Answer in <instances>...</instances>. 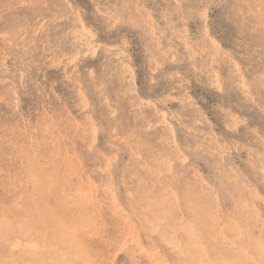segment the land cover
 <instances>
[{"label": "rangeland", "instance_id": "rangeland-1", "mask_svg": "<svg viewBox=\"0 0 264 264\" xmlns=\"http://www.w3.org/2000/svg\"><path fill=\"white\" fill-rule=\"evenodd\" d=\"M0 49L1 247L264 264V0H0Z\"/></svg>", "mask_w": 264, "mask_h": 264}, {"label": "bare ground", "instance_id": "bare-ground-1", "mask_svg": "<svg viewBox=\"0 0 264 264\" xmlns=\"http://www.w3.org/2000/svg\"><path fill=\"white\" fill-rule=\"evenodd\" d=\"M18 1V0H17ZM31 1H33V0H31ZM7 2V1H6ZM16 2V1H15ZM5 3V2H4ZM9 3V2H8ZM28 3V2H27ZM29 3H30V1H29ZM10 4V3H9ZM30 4H33V2L32 3H30ZM39 4V3H38ZM48 4V3H47ZM46 4V5H47ZM22 5V4H21ZM24 5V4H23ZM28 5V4H27ZM34 5V4H33ZM32 5V6H33ZM50 5V4H49ZM4 6V5H3ZM38 6V5H37ZM18 7V6H17ZM25 7H26V5H25ZM39 7V6H38ZM31 8V7H30ZM36 8V7H35ZM41 8V7H40ZM48 8V7H47ZM27 9H29V8H27ZM26 9V10H27ZM13 10V9H12ZM42 10V9H41ZM11 11V10H10ZM38 11H40V10H38ZM8 16V15H7ZM18 17V16H17ZM12 20V19H11ZM10 21V20H9ZM12 31V30H11ZM17 32V31H16ZM17 34V33H16ZM11 37V36H10ZM2 49V48H1ZM0 49V50H1ZM2 82V81H1ZM6 82V81H5ZM7 83V82H6ZM9 84V83H8ZM5 87V86H4ZM1 88V87H0ZM1 94V93H0ZM7 94V93H6ZM3 95V94H2ZM8 95V94H7ZM3 101V100H2ZM1 109V108H0ZM4 109H6V108H4ZM10 110V109H9ZM6 111V110H5ZM4 111V112H5ZM11 111V110H10ZM5 114V113H4ZM9 114V113H8ZM10 114H11V112H10ZM12 114H13V112H12ZM5 116V115H4ZM13 117H17V116H13ZM13 117H12V119H13ZM5 118V117H4ZM10 120V119H9ZM15 120V119H14ZM9 123H10V121H8ZM7 122V123H8ZM11 122H12V120H11ZM19 122V121H18ZM16 123V122H15ZM10 125V124H9ZM14 125V124H13ZM23 125H25V124H23ZM6 126L8 127V125L6 124ZM11 126H12V123H11ZM14 126H16V125H14ZM13 126V127H14ZM18 126V125H17ZM6 127V128H7ZM16 129V128H15ZM7 130H11V129H7ZM7 130H6V133H7ZM23 130V129H22ZM4 131H5V129H4ZM12 131V130H11ZM10 133V132H9ZM9 133L7 134V135H9ZM11 134V133H10ZM22 134V133H21ZM24 136V135H23ZM14 137L12 136V139H13ZM19 138V137H18ZM28 138V137H27ZM11 139V140H12ZM22 140V139H21ZM26 140V139H25ZM31 140V139H30ZM27 143H28V141H27ZM16 144V143H15ZM21 144V143H20ZM17 145V144H16ZM19 145V144H18ZM22 145V144H21ZM28 145V144H27ZM32 146V145H31ZM29 148V147H28ZM38 148V147H37ZM75 149V148H74ZM22 151V150H21ZM37 152V151H36ZM35 152V153H36ZM39 152V151H38ZM26 153V152H25ZM31 153H33V152H31ZM27 154V153H26ZM38 153H36V155H37ZM33 155H35V154H33ZM35 155V156H36ZM39 155V154H38ZM30 156V155H29ZM20 157H21V155H20ZM37 157V156H36ZM25 158H27L26 156H25ZM21 159V158H20ZM22 159H23V157H22ZM37 159V158H36ZM65 159V158H64ZM24 160V159H23ZM22 160V161H23ZM30 160V159H29ZM32 160V159H31ZM34 160H35V158H34ZM27 161V160H26ZM37 161V160H36ZM42 161V160H41ZM32 162H33V160H32ZM35 162V161H34ZM39 162V161H38ZM28 163V162H27ZM30 163H31V161H30ZM29 163V164H30ZM40 163H43L44 164V162H40ZM23 164V163H22ZM26 164V163H25ZM33 164V163H32ZM35 164H36V166L37 165H39V164H37L36 162H35ZM28 165V164H27ZM52 165V164H51ZM24 166H26V165H24ZM30 166V165H29ZM28 166V167H29ZM27 167V168H28ZM42 168L43 167V165H41V166H39L38 168ZM53 167V166H52ZM30 169H32L31 168V166L29 167ZM28 168V169H29ZM36 168V167H35ZM41 168H40V170H41ZM45 168V167H44ZM50 167H48V169H49ZM21 169V168H20ZM43 169V168H42ZM46 170V173H47V168H45ZM53 169V168H52ZM38 170V173H39V169H37ZM44 170V169H43ZM29 171V170H28ZM42 171V170H41ZM41 171H40V173H41ZM45 171H42V173L43 172H45ZM50 171H52L51 169H49V171L48 172H50ZM34 171H32V173H33ZM37 173V174H38ZM39 173V174H40ZM46 173H44V174H46ZM53 173V172H52ZM33 175H36V172H35V174H33ZM48 175H50L49 177L51 178V173H49ZM47 176V175H46ZM45 176V177H46ZM65 176V175H64ZM63 176V177H64ZM40 177H42V176H40ZM48 177V178H49ZM54 177V176H53ZM34 178V177H33ZM37 178V177H36ZM39 178V177H38ZM49 178V179H50ZM64 178H66V176L64 177ZM64 178H62V180L61 181H63L64 180ZM40 179V178H39ZM42 179V178H41ZM55 179V178H54ZM44 180V179H43ZM42 180V182H44V181H46V183L47 182H49V181H47L46 179L43 181ZM19 181H21V180H19ZM18 181V182H19ZM36 181V180H35ZM38 181V180H37ZM52 181V180H51ZM50 181V182H51ZM54 181V180H53ZM29 182H31V181H29ZM64 182H66V181H64ZM20 183V182H19ZM27 183V182H26ZM38 183H39V181H38ZM52 183V182H51ZM54 183H56V182H54ZM63 183V182H62ZM61 183V184H62ZM25 184V183H24ZM35 184H36V182H35ZM43 184V183H42ZM41 183H40V185L43 187V185H42ZM48 184V183H47ZM60 184V185H61ZM19 185H21V184H19ZM28 185V184H27ZM48 185H50V184H48ZM47 185V186H48ZM52 185V184H51ZM64 185H65V183H64ZM63 185V186H64ZM26 186V185H25ZM33 186H34V184H33ZM37 186V185H36ZM39 186V185H38ZM45 186H46V184H45ZM53 186V185H52ZM40 187V186H39ZM42 187H40V188H42ZM36 188V187H35ZM34 188V189H35ZM47 188V187H46ZM53 188V187H52ZM55 188H56V186H55ZM27 189V188H26ZM30 189V188H29ZM37 189H38V187H37ZM45 188H43V190H44ZM49 189V188H48ZM57 190H58V188H56ZM82 189H83V187H82ZM40 190V189H39ZM38 190V191H39ZM43 190H41V192L43 193L44 191ZM47 190V189H46ZM61 190V189H60ZM23 191V190H22ZM29 191V190H28ZM55 191V190H54ZM40 192V191H39ZM46 192V191H45ZM48 192V191H47ZM75 192H77V191H75ZM28 193H30V192H28ZM27 193V194H28ZM37 193V192H36ZM60 193H62V192H60ZM59 193V194H60ZM44 194V193H43ZM52 194V193H51ZM58 194V195H59ZM42 195V194H41ZM49 195V194H48ZM53 195H54V193H53ZM57 195V194H56ZM61 195V194H60ZM78 195V194H77ZM21 196L22 195H20V194H16V195H14V197H13V200H12V206L10 207V209H12V211H14L15 212V214H19L18 216L20 217V218H15V219H13L15 222H17L16 220H19V221H21V222H23L24 221V218L26 217V214L25 213H27L26 211H27V206L25 205V203H24V201L22 200V198H21ZM27 196V195H26ZM28 196H31V195H28ZM46 196V195H45ZM51 196V195H50ZM55 196V195H54ZM62 196V195H61ZM42 197V196H41ZM70 197V196H69ZM76 197V196H75ZM79 197V196H78ZM28 198H30V197H28ZM59 198V197H58ZM63 198V197H62ZM65 198V197H64ZM31 199V198H30ZM53 199H54V197H53ZM30 202V201H29ZM77 202V201H76ZM49 203V202H48ZM55 203V202H54ZM74 203V202H73ZM78 204V203H77ZM76 204V205H77ZM29 205V204H28ZM30 205H31V203H30ZM43 205V204H42ZM73 205V204H72ZM31 206H34V205H31ZM64 206H66V207H70L71 208V204H69V203H66V204H64ZM81 206V205H80ZM83 206V205H82ZM78 207V206H77ZM28 208H29V206H28ZM34 208V207H33ZM48 207H46V209H47ZM55 208V207H54ZM79 208V207H78ZM44 209V208H43ZM83 209V208H82ZM30 210H31V208H30ZM39 210V209H38ZM56 210H57V208H56ZM74 210V209H73ZM84 210V209H83ZM34 211V210H33ZM82 211V210H81ZM80 211V212H81ZM31 212V211H30ZM47 212V211H46ZM55 212V211H54ZM62 212H63V210H62ZM73 212V211H72ZM54 214V213H53ZM60 214H62V213H60ZM75 214V213H74ZM73 214V215H74ZM4 215V214H3ZM14 215V214H13ZM31 215V214H30ZM29 215V216H30ZM51 215V214H50ZM82 215H84V214H82ZM2 216V215H1ZM10 216H12V215H10ZM34 216V215H33ZM60 216V215H59ZM218 216V215H217ZM7 217V216H6ZM30 217H32V216H30ZM30 217H28L29 219H30ZM46 217V216H45ZM63 217H64V215H63ZM84 217V216H83ZM4 218V217H3ZM27 218V217H26ZM60 218H62V217H60ZM84 219V218H83ZM83 219H81V220H83ZM11 219L10 218H5V219H2V221H0V227L2 226V225H9L10 224V221ZM12 220V221H13ZM59 220V219H58ZM87 220V219H86ZM18 221V222H19ZM62 221V220H61ZM28 222H30V221H28ZM59 222V221H58ZM87 222V221H86ZM88 223H89V221H88ZM88 223H87V225H88ZM33 224V223H32ZM31 224V225H32ZM51 224H52V222H51ZM90 224V223H89ZM12 225V224H11ZM19 225V224H18ZM28 225V224H27ZM39 225V224H38ZM14 226V225H13ZM17 226V225H16ZM22 226V225H21ZM33 226V225H32ZM34 226H35V224H34ZM56 226V225H55ZM11 227V226H10ZM15 227V226H14ZM37 227V226H36ZM52 227V226H51ZM63 227H64V229H63V231L61 232V234L59 235V237L56 239V240H58L59 238H62L63 240H64V246L61 248V249H59L58 247H57V245L55 246V242L52 244V242H53V238H51V242L50 243H48V244H46L45 246L42 244V241H40V240H35V238L34 237H32V238H28L27 237V239H25V237H22V239L23 240H21L20 239V237H18V236H15L14 237V239H12L10 242H8L7 244H8V246H5V247H1L0 246V251H2V253L0 254V259H12V261H14L16 264H87L86 263V260H88V258L86 259V258H84V255H85V253H84V255L82 254L83 253V251H82V253H81V248H82V245H81V242H80V239L78 240L77 238H78V234L77 233H79V230H82V224H81V221H80V219L78 218V217H76V215L75 216H71V214H70V216H65L64 218H63ZM90 228V227H89ZM13 229V228H12ZM16 229V228H15ZM40 229V228H39ZM55 229V228H54ZM88 229V228H87ZM17 231H18V228H17ZM16 231V232H17ZM83 231V230H82ZM85 231V230H84ZM28 232H29V230H28ZM45 232V231H44ZM49 232H50V230H49ZM27 233V232H26ZM30 233V232H29ZM0 234H1V229H0ZM53 234V233H52ZM82 234V233H81ZM80 234V235H81ZM58 235V234H57ZM190 235V234H189ZM32 236V235H31ZM35 236H36V234H35ZM77 236V238H75ZM43 237H44V235H43ZM80 237H82V236H80ZM62 241V240H61ZM62 243V242H61ZM62 245V244H61ZM8 251V252H7ZM88 253V252H87ZM8 254V255H7ZM89 254V253H88ZM91 254V253H90ZM86 257H88L87 255H86ZM86 259V260H85ZM133 260V259H132ZM93 262V261H92ZM90 263V262H89ZM94 263V262H93ZM93 263H91V264H93Z\"/></svg>", "mask_w": 264, "mask_h": 264}]
</instances>
